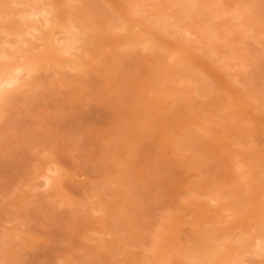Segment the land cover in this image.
Returning <instances> with one entry per match:
<instances>
[{
	"label": "rangeland",
	"instance_id": "374dc122",
	"mask_svg": "<svg viewBox=\"0 0 264 264\" xmlns=\"http://www.w3.org/2000/svg\"><path fill=\"white\" fill-rule=\"evenodd\" d=\"M0 1L12 11L24 6ZM53 1L65 22L70 0ZM142 1L77 0L91 29L83 70L51 66L9 93L0 111V264H187L188 251L206 237L225 241L230 257L246 252L240 261L264 264L236 242L264 234V0H203L206 9L193 20L215 31L213 41L189 37L184 20L172 35L154 28L155 49H118L120 39L134 37L117 30L119 20L144 26L155 11L181 7L167 1L171 9L163 11L162 0H146L140 15L131 14ZM225 6L244 9L245 26L232 28ZM10 23L21 24L5 16L0 33ZM30 42L33 53L43 51L41 41ZM177 47L190 70L181 73L179 64L178 74H195L205 92L182 93L187 84L169 82L167 52ZM172 86L177 99L162 98ZM152 87L159 89L147 92ZM194 121L214 130L196 132V157L173 143ZM240 160L251 170L249 183L240 180ZM47 164L61 169V190L36 179ZM218 193L223 198L209 199ZM164 225L159 261L152 239Z\"/></svg>",
	"mask_w": 264,
	"mask_h": 264
},
{
	"label": "bare ground",
	"instance_id": "6f19581e",
	"mask_svg": "<svg viewBox=\"0 0 264 264\" xmlns=\"http://www.w3.org/2000/svg\"><path fill=\"white\" fill-rule=\"evenodd\" d=\"M24 1L25 2H19V0H14L15 3H17L19 5H24L22 9H20V10L17 9V11L9 10V8H10L9 3L11 4V2L3 3L0 1V21H3L5 16H8V17L16 16V17H18V20L21 23L20 25L18 24L17 26L12 24V23L1 26V27H3L2 28L3 31L0 33L1 34L0 35V111L3 109V106L8 101V98L10 97L9 95L11 94L10 93L11 91L13 92V90H16V89L20 90V88L25 86L24 78L26 79L27 77H30V76L32 77V75L38 74L37 72H40V70H47L48 68H51V66L54 68L55 67H58V68H63V67L70 68L71 67L72 70L73 69L83 70L82 66L85 65V61H84L85 58H83V57H85V56L88 57V55L91 54V53H89V48L85 44L86 38L84 37V35L88 34L91 29H90L89 25H87L88 23L86 21H84V19H85L84 18L85 17L84 11H86V9L81 8L83 5L81 7H79V4H81L82 2L77 4V0H76V3L74 5L75 0H70L68 5H69V8L71 10H70L69 14L67 13L68 14V17L66 16L67 20L63 23H60L61 21H60V18L56 12V7H55L53 0H24ZM79 1H82V0H79ZM144 1H146V0H144ZM144 1H142L141 4H138L136 6H133V7L131 6V10H132L131 14H138L139 13V15H140V12L142 11V8H143L142 5L143 6L145 5ZM150 1L155 2L156 0H150ZM167 1L173 2V4L175 6L179 4V7H180V5H181L182 11L179 12L181 7L179 8V11H177V12L175 11V12H172L169 14L161 13V11H159L160 13L155 11L150 16L151 20L147 24L144 23L145 24L144 26H141V25H143V23H141V22L140 23L135 22V24H134L133 22L125 21L124 18H123V20L122 19L119 20V24L117 26L115 25L117 30H122V32H123V30L124 31L127 30V32L129 31L130 34L133 35L134 37L127 38L125 35L126 39H120L119 38L120 40L117 43L118 49H121V48L127 49L128 47H130V48L133 46L137 47L138 45L145 47V49L146 48L147 49L148 48L149 49L154 48L155 46H158V45L154 44V39H156L158 37V35H156V33L154 32V31H156V29L158 32H160L161 35L163 33L172 35V34H174L173 28L179 27V23L183 22L184 20H185V24L182 28L184 29L183 30L184 33L187 32L188 34L187 33L186 34L190 35L189 37L194 36V37H197V39H198L200 36H203V37L208 38L209 40L210 39L212 41L214 40V37H215V31L214 30H212V31L203 30L205 28L203 26L204 28L202 29L203 24L199 25L198 21L196 22L193 20L196 18V17H194L195 14L197 15L199 13H203L202 11H204V10H202V9L205 8L206 2H204L203 0H162L161 6H160L161 9H162L163 5H167ZM85 5H86V3H85ZM74 6L78 7L77 9H75V11L72 9ZM160 7H158V8H160ZM207 7L209 8V6H207ZM86 8H87V6H86ZM164 8H163V11L168 9L169 7H166L165 9ZM169 9H171V8H169ZM200 10H202V11L199 12ZM210 10H212L211 7H210ZM221 11H222L223 15L227 14L229 12H231L233 14L232 23H231L232 28L233 27H235V28L239 27L240 28L242 26H245V22L243 20L245 17L244 16L245 11L241 7H236L233 9V11L232 10L229 11L227 6H225V7H222ZM87 12L88 11H86V13ZM247 14H248V12H247ZM212 16H213V14H212ZM206 20L208 21V19H206ZM62 21H64V20H62ZM150 24H151V26L152 25L154 26L153 29L151 27L149 28ZM197 24H198V26H196ZM106 26H108V25H106ZM140 26H141V30H142L141 32L142 33H140V32L138 33L135 30L136 28H140ZM91 27H93V26H91ZM112 27H114V26H112ZM247 27H249V26H247ZM154 28H156V29H154ZM179 28H181V27H179ZM210 28H212V27H209V29ZM213 28H215V27H213ZM206 29H208L207 26H206ZM230 30H231V28H230ZM176 33H177V31H176ZM89 37H90V35H89ZM122 37H123V35H122ZM159 38H160V36H159ZM33 39L37 40V42L41 41L40 43L42 45H37V47L43 46V48H44L40 54L33 53L34 49L30 45V43H31L30 41H32ZM37 47H36V49H37ZM210 47H211V45H210ZM184 51H185V48H178L177 47V49H170L167 52L168 60L173 62L172 68L174 69V71L171 74L172 76L169 79V82L172 83L173 81H176V79H177V82H182V83H184L183 85L187 84L184 87L186 89L182 90V93L204 91L203 88L198 89L197 85L199 83L196 85L197 82L195 83V80L193 79L195 74L193 75V77L190 75H186V73H183L181 76L178 74L180 71H179V68L177 65H179V64L182 65L180 67L182 69L181 73L183 72L184 69L187 70L189 67V64H187V61H185V58L183 56H181V54H183ZM81 55H83V57H81ZM61 70H64V69H61ZM176 74H178L179 76ZM198 77H200V76H198ZM197 81L202 83L200 80H197ZM202 81L204 82V80H202ZM158 89L157 88L155 89L152 87V89H150L149 91L147 90V92H154ZM161 91L162 92L160 95L161 96L163 95L162 98H164L166 100L168 98H172V99L176 98L177 99V97H178V96L175 97L177 92H176V88H174L173 86L168 87L167 89L165 88L164 90H161ZM190 105H192V104H190ZM214 121H216V120H214ZM210 126H207L206 124H202L200 122L194 121L193 124H191V125H189L183 129L184 130V133L182 134L183 138H180L173 143L176 144L178 149H185V150L191 152L192 156L195 155V157H196V155L199 154L200 153L199 151H202V149H201V146L195 144V140L197 138H194V135L198 134L196 132H203L206 134H211V132H213L214 130H213V127H210ZM192 130H193V134L190 135L189 132ZM180 131H181V129H180ZM178 133H179V131H178ZM217 139H219V138H217ZM180 145H182V146L180 147ZM193 145H195L196 147ZM177 151H179V150H177ZM197 156H200V154ZM203 159H205V158H203ZM49 163H51V162H49ZM192 163H194V162H192ZM237 164H239L238 167L236 166L237 167L236 169L240 173L239 174L240 180H246V182L248 181V183L251 182V179H252V175L250 174L251 170H248L249 165L246 163V160H243V161L240 160L237 162ZM39 170L40 171L36 174V179L42 178L44 180L42 186L52 188V189H55V188L60 189L61 188L60 187V185H61L60 177L62 176V173H61V169L59 167H53V166L47 164ZM221 198H223V195H221L220 193L211 195L209 197V199H211L212 201H218ZM220 207H221V209H225L226 211H229V210H227L228 208L226 209V207H227L226 203L221 204ZM90 208L93 212L100 210V209H97L95 207H90ZM163 229L161 232L159 231V233L154 235L153 236L154 239H152V241H153L152 245L154 244L156 247L154 249L152 255H153V258L156 257V259L159 261L162 258V256L159 254L160 251L163 252V251H165L164 249L166 248V243L164 242L165 234L169 233V229L167 228L166 225L163 226ZM107 232H109V231H107ZM107 234H109V233H107ZM247 236L241 235V238L238 240L236 239L237 240L236 242L242 241V242H244V244L242 246H245V247L248 246V248L251 249L252 254L264 256V234L263 233L259 234V235L257 234L251 238L249 237L250 239L246 240V238H248ZM212 238L213 237H206L203 240V242H201V244L200 243L198 244L196 249H193L192 251H188L189 253L187 252L188 253L187 254L188 255L187 256L188 257V263L187 264H248V263H245L243 261H240L241 257L243 255H245L246 252L242 253V256H241V252H240V255H238L236 257H234V256L232 257V255H231V257H230V255L228 253H225L224 251H222L223 248L227 247L226 242L225 241H224L225 243L222 242L223 240L221 239L222 241L215 240L216 242L212 243V241H213ZM240 244H241V242H240ZM152 250L153 249H151V251ZM163 259H162V261H163Z\"/></svg>",
	"mask_w": 264,
	"mask_h": 264
}]
</instances>
